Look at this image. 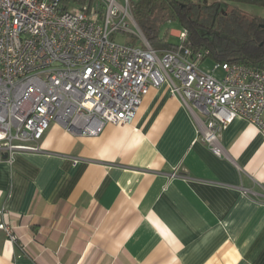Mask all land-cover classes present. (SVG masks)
Returning a JSON list of instances; mask_svg holds the SVG:
<instances>
[{
    "label": "crops",
    "instance_id": "1",
    "mask_svg": "<svg viewBox=\"0 0 264 264\" xmlns=\"http://www.w3.org/2000/svg\"><path fill=\"white\" fill-rule=\"evenodd\" d=\"M219 143L167 84L97 137L51 123L39 152L0 154V264H264V133L236 119Z\"/></svg>",
    "mask_w": 264,
    "mask_h": 264
},
{
    "label": "built area",
    "instance_id": "2",
    "mask_svg": "<svg viewBox=\"0 0 264 264\" xmlns=\"http://www.w3.org/2000/svg\"><path fill=\"white\" fill-rule=\"evenodd\" d=\"M176 37L177 51L151 49L128 0L66 8L61 0H0V154L39 152L51 123L81 137L129 125L149 90L164 84L219 158V134L234 120L264 133V69L213 63L206 70L208 52L184 47L185 30ZM5 216L0 231L16 243Z\"/></svg>",
    "mask_w": 264,
    "mask_h": 264
},
{
    "label": "trees",
    "instance_id": "3",
    "mask_svg": "<svg viewBox=\"0 0 264 264\" xmlns=\"http://www.w3.org/2000/svg\"><path fill=\"white\" fill-rule=\"evenodd\" d=\"M94 4V0H61L71 4ZM259 4L264 0H237ZM131 15L151 49L177 51L161 27L174 23L186 31L182 45L192 51L208 52L215 63L244 64L264 69V17L250 16L221 2L207 0H128ZM230 10H227V8ZM228 11V12H227ZM215 27V28H214ZM217 27V28H216ZM207 56V57H208Z\"/></svg>",
    "mask_w": 264,
    "mask_h": 264
},
{
    "label": "rangeland",
    "instance_id": "4",
    "mask_svg": "<svg viewBox=\"0 0 264 264\" xmlns=\"http://www.w3.org/2000/svg\"><path fill=\"white\" fill-rule=\"evenodd\" d=\"M197 2L198 0H193ZM208 3L213 2H221L224 1V3L230 5L231 7L237 9L238 11L246 14V17L250 20L251 17H264V8L256 3H250V2H238L237 0H207ZM78 7V4H71L70 7ZM227 10H230L228 7ZM228 12V11H227ZM215 28V27H214ZM217 28V27H216ZM182 31L181 27L174 23H168L161 27V32H167L169 36V43L173 45H178L179 41L176 35ZM114 41L123 42L125 41L120 36H113ZM215 63L212 59V57H206V59L202 62L201 67L209 70L212 66V64ZM218 77H220V73H218Z\"/></svg>",
    "mask_w": 264,
    "mask_h": 264
},
{
    "label": "water",
    "instance_id": "5",
    "mask_svg": "<svg viewBox=\"0 0 264 264\" xmlns=\"http://www.w3.org/2000/svg\"><path fill=\"white\" fill-rule=\"evenodd\" d=\"M6 157V156H5Z\"/></svg>",
    "mask_w": 264,
    "mask_h": 264
}]
</instances>
